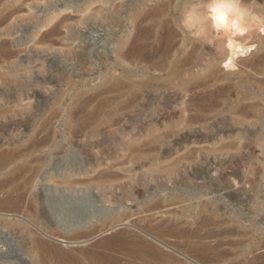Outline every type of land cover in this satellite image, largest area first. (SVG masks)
<instances>
[{
    "label": "rangeland",
    "instance_id": "374dc122",
    "mask_svg": "<svg viewBox=\"0 0 264 264\" xmlns=\"http://www.w3.org/2000/svg\"><path fill=\"white\" fill-rule=\"evenodd\" d=\"M124 1L0 0V154L38 141L42 143L36 155L44 161L32 164L39 167L36 192L43 209L36 216L30 214L26 197L0 189V204L19 203L17 209L0 205V264H38L31 253L36 238L65 253L90 249L100 252L103 260L106 255L107 260L115 256L114 261L124 263L129 259L124 250L105 246L109 237L122 230L165 252L169 264H264V94L258 82L250 90L237 85V78L222 82V97L212 94V87L190 84L195 87H190L194 93L187 87L193 101L187 91L178 96L172 90L174 96L146 100L134 111L118 98L104 108L101 115L105 117L98 125L85 124V116L98 114L104 99H114L108 80L121 72L118 46L126 43L133 27ZM246 1L264 4V0ZM114 2L119 3L117 9ZM174 12L171 8L170 13ZM259 17L264 21V15ZM13 76L17 81L11 84ZM206 89L203 95L218 96L219 102L207 98L206 104L203 96L206 105H196ZM76 93L86 97L76 102ZM254 106L261 114L253 111ZM109 107L113 115H105ZM47 131L54 134L53 139H47ZM138 150L156 157L159 165L174 162L178 169L170 175L152 170L149 158L135 160ZM22 160L3 169L0 179ZM68 172L78 180L82 177L81 182L71 185L58 180V173ZM211 214L224 219L217 220L219 226L202 224L204 215ZM9 218L20 224L6 226L3 220ZM196 218H202L201 222ZM162 219L174 229L190 224L187 231L193 226L194 232L188 229L189 242L179 234L152 231L153 226L164 227ZM73 220L86 228L82 231L94 226L95 234L86 242L72 240L68 228ZM113 222L117 226L110 228ZM193 245L209 248L210 258L200 257Z\"/></svg>",
    "mask_w": 264,
    "mask_h": 264
},
{
    "label": "bare ground",
    "instance_id": "6f19581e",
    "mask_svg": "<svg viewBox=\"0 0 264 264\" xmlns=\"http://www.w3.org/2000/svg\"><path fill=\"white\" fill-rule=\"evenodd\" d=\"M244 1L242 2L240 0H168L165 2H157V1L154 2V0H125L123 7L127 8L126 17L127 20L133 24V27L131 28L129 34L126 36V43L120 44L118 46L117 58H118V64L121 65L122 67L121 72L119 75H112L108 80L110 82L109 91L113 93L114 99H108V98L104 99L97 107V109L99 110L98 114L91 113L89 110L88 111L90 113L86 111L88 114L85 116L84 119L85 124L98 125L100 121L105 117L101 115L104 108L107 105H110L111 101L114 100L113 102H116L115 100L118 98H122L127 103V108L129 111H134L139 103L144 102L146 100L158 98L165 95L169 97L174 96L171 93L172 90L175 91V95L179 96L181 92H185L188 90V88L191 87V86L188 87L190 84H192L193 86L197 84L198 86L204 85V86L212 87V89L216 90V92L211 91L212 89H210V92H212V94H218L220 97H222L223 95L222 92L225 90L224 88L228 87V86H224L223 88L224 90H222V82L231 81L237 78L238 79L237 85H240L241 87H244L247 90H250L253 88V86H256V84L253 85L254 82H258V87L261 89L263 95L264 94V80H263L264 79V21L260 20L261 18L259 16L264 15V4L256 5L255 3H249V2L245 3ZM114 4L115 2L113 3L112 6L116 7L117 9L119 6H116V4L119 3L116 2V4L115 5ZM113 7H110V9H112ZM171 8H174L175 10L173 14L170 13ZM95 15L97 16V14ZM98 16H102V13H99ZM59 25L60 24H58V26ZM57 28L59 30V27H56V29ZM52 31L54 33L59 32L57 30L55 31V29H52ZM52 31H50L51 36L53 35ZM192 35H194V37H192ZM250 51L251 53L248 54V52ZM244 54H248L249 57L247 55L244 56ZM259 66H261L262 68H259ZM256 67L258 68V70ZM157 72L160 74H157ZM251 77H254L255 81H252ZM259 78L261 80L257 81V79ZM3 80L4 79H2V81ZM7 80L3 82L7 84L8 83L6 82ZM11 81L15 82L17 81V78L14 76L11 77V80L9 82ZM20 81L23 82V80ZM23 84L25 86V83ZM8 86L10 87V83ZM191 88L193 89V87ZM193 90L191 92H193ZM99 91H96L97 95ZM196 91L197 90H195V92ZM206 91L209 90L206 89L205 93H202L201 97H198L201 100L200 103H196V101L194 100L196 105L198 104V106H200L202 105V103L206 105L208 103L206 101L207 98H209L208 100L210 101L211 99L212 100L217 99V102H219L218 96H214L215 98L212 96V98H210L211 95L210 96L208 95L209 97L206 98L204 96L207 93ZM187 92L188 94L190 93L189 91ZM199 92L200 91H198V93ZM233 92L234 91H232V93ZM193 93H190V95L187 98H190L191 94ZM91 94H94V92ZM91 94L89 93V95ZM198 95L200 94H197V96ZM192 96H195V94ZM203 96L205 97V100L203 101H205L206 104L201 99ZM224 96H226V94H224ZM85 97L86 96L84 94L76 93L75 101L76 102H79L80 100L82 101V98ZM89 99L87 101L91 100ZM191 99L192 97L190 98V100ZM192 101H190L189 104L194 103ZM201 107L203 108V106ZM252 109H254L253 111L257 112L258 114H261V109L258 106H254V108L252 107ZM114 112H115L114 109H110L108 114L105 115H113ZM113 118L115 117H112V119ZM189 119H191V117ZM189 119L187 118V120ZM73 121H75V119H73ZM102 125L103 124H101V126ZM84 126L82 125L81 128H83ZM44 127L45 125L42 128ZM80 129L78 128L77 131H79ZM53 138H54V134H52V132H49L47 135V139L51 140ZM30 141L32 142V140ZM41 143H39L38 141L36 143L32 142L29 146L26 145V148L22 147L24 149H20L21 147L14 148L0 154V173L12 162L20 159L21 157L23 158V160L20 163H18L17 166L12 168L8 172V176H6L4 180L1 178L2 179L1 181L0 179V189L2 190V188H6L9 190V192L11 191L18 192L20 199L22 198L24 199V197H26L27 198L26 200H29L28 208L30 209L29 210L31 212L30 214L33 216H36L38 214V211L43 210L42 203L41 201L38 200V195L36 192V187L38 186V179H39V178L37 179L39 167L32 165L33 162L35 161H43V157H37L36 155L39 146L38 144ZM134 158L136 161L149 158L150 168L152 170L162 171L167 175L172 174V172L176 168V165L173 164L174 162L173 163L169 162L170 164L168 163L166 165H161V164L159 165L158 161L160 160H156V157H149L146 153L140 152V150L136 151ZM81 172L82 171H80L79 174ZM79 174L76 175L78 176ZM84 175L86 174H83L82 176ZM88 175L89 174H87V176L85 177L90 176ZM57 176H58L57 177L58 180L60 178L62 182H66V183L70 182L69 184L71 185L78 180L76 179L75 174L69 172L63 174L58 173ZM94 178L91 179L93 180ZM80 179L78 180V182L80 181ZM83 179L85 181L88 178L86 179L83 178ZM4 191L7 193V190ZM0 205L4 208L9 207L12 209H17L19 203L12 202L11 200H7L2 202V204ZM203 209L204 207L202 208L201 211H203ZM144 211L145 210H143L142 212ZM204 216H203L204 219L202 220V224L204 225L215 224L216 226L217 225L219 226L220 224L219 222L224 220V219L223 220L216 219L214 214H211V216H207V217L206 215ZM125 218L126 217H124V219ZM124 219L122 220L124 221ZM167 219L169 220L170 218ZM201 219L202 218L197 220H200L199 222H201ZM217 220H221V221L217 222ZM119 222L120 221H118L117 224ZM168 222L166 223V225H164L162 219L161 223L164 225V227L162 229L161 228L155 229L154 226L152 225L153 226L152 231L157 232L156 234H159L160 232H161L160 234H162L164 233V231L168 232V234L170 233L179 234L182 235L181 237L184 236L183 238H185L186 243L189 242L188 237L190 238V236L192 235V234L190 235L189 232L192 228H194L193 226H191L192 228H188L190 229L188 232V229L186 231L185 227H190L189 226L190 224H188V226H185L184 229H179V228L174 229L173 228L174 226L171 227V225H169ZM175 222L172 221V223L170 224H173ZM178 222L180 223L181 221ZM196 222L194 223L197 224ZM3 223L6 226L20 224V222H17L10 218L4 219ZM70 225L71 227H69L68 229H72L69 232L70 237L73 238L72 240L79 239L80 240L79 242H86L87 240L90 239V237L93 234H95L94 226L87 228V229H92L90 231L89 230L82 231V229H86V228H82L81 223L77 222V220H73ZM174 225H176V223ZM111 226L114 227L117 225L115 224V222H113V224L110 225V228H112ZM157 226L160 227L161 224L160 226L159 225ZM197 226L200 225H196L195 227ZM232 227H231L232 229H236L234 226ZM125 230L130 231L128 229ZM193 230L194 229H192L191 231ZM213 230H217V232L220 230L222 232L224 228L222 229L219 228V230L218 229H213ZM188 233L190 236L188 235ZM174 234L173 236H175ZM137 235L138 234L123 232L122 230L121 232H117L116 234H114L113 237H109L108 240L106 239L107 241H105L104 239V241L107 242V245L105 246L112 247L114 245L115 246L117 245L118 247H120L118 249L124 250V255L127 257L126 260L129 258L124 263L122 262L117 263L119 262L117 260L114 261L113 259H115V256L114 258L111 257L113 261L107 260L108 257H106L107 255L105 254L106 255L105 258H107L106 260L108 261L107 262L106 260H103L104 258H102L101 256L102 254L100 252L95 253L94 250L93 252L90 249L77 250L73 252L69 251L68 253H65L53 247L51 243L44 242L42 241V239L40 240V238L39 239L36 238L33 240L31 253L33 254L34 260L38 264H86L85 261H89V262L91 261L93 263L96 262L94 264H98V263L99 264H150V263L169 264L170 259L168 260L165 257L166 255L165 252L163 253L155 245L148 243L145 240L143 241L142 240L143 238L142 237L139 238L140 236L138 235L139 236L138 237ZM102 243L104 245L103 241L100 244ZM192 248L196 253L197 252L199 253L198 255L201 254L200 257L203 256L204 259L209 257L208 256L209 254L207 255L208 253L207 249L209 250V248H205L204 246L201 247V245L200 246L193 245ZM119 254L121 255V252ZM219 255L222 258L221 253ZM121 257L118 256L116 258L120 259ZM98 261L100 262L106 261V262L100 263Z\"/></svg>",
    "mask_w": 264,
    "mask_h": 264
}]
</instances>
